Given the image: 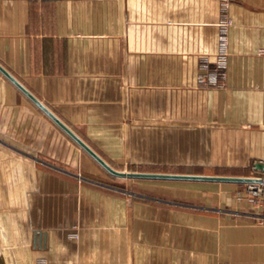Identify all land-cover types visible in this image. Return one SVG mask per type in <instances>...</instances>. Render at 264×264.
I'll use <instances>...</instances> for the list:
<instances>
[{
	"label": "crops",
	"instance_id": "crops-1",
	"mask_svg": "<svg viewBox=\"0 0 264 264\" xmlns=\"http://www.w3.org/2000/svg\"><path fill=\"white\" fill-rule=\"evenodd\" d=\"M229 14L219 86L218 0H0V65L113 168L251 176L264 0ZM245 184L115 175L0 72V264H264Z\"/></svg>",
	"mask_w": 264,
	"mask_h": 264
},
{
	"label": "built area",
	"instance_id": "built-area-1",
	"mask_svg": "<svg viewBox=\"0 0 264 264\" xmlns=\"http://www.w3.org/2000/svg\"><path fill=\"white\" fill-rule=\"evenodd\" d=\"M233 1L218 0L217 49L212 59L206 54L199 57V71L196 75V83L198 85L219 86L225 78L228 56V29L232 23L229 6ZM258 53L264 54V45L258 48ZM262 163L263 165L258 168V172L251 175L259 179L246 182L245 195L253 205L264 208V161Z\"/></svg>",
	"mask_w": 264,
	"mask_h": 264
},
{
	"label": "water",
	"instance_id": "water-1",
	"mask_svg": "<svg viewBox=\"0 0 264 264\" xmlns=\"http://www.w3.org/2000/svg\"><path fill=\"white\" fill-rule=\"evenodd\" d=\"M0 72L6 76L23 94H25L42 112L48 115L56 122L70 137H72L82 148H84L97 162H99L109 172L120 176L136 177H156V178H182V179H214V180H233V181H253L259 178L254 176H236V175H209V174H190V173H173L159 171H136V170H119L109 165L97 152H95L83 139H81L69 126H67L59 117H57L48 107L41 103L32 95L20 82H18L9 72L0 65ZM262 162L257 166L261 168Z\"/></svg>",
	"mask_w": 264,
	"mask_h": 264
},
{
	"label": "rangeland",
	"instance_id": "rangeland-1",
	"mask_svg": "<svg viewBox=\"0 0 264 264\" xmlns=\"http://www.w3.org/2000/svg\"><path fill=\"white\" fill-rule=\"evenodd\" d=\"M143 169V167H145V169H170L169 167L167 166H161V165H155V164H145L143 166H139ZM147 167V168H146ZM125 181H130V182H133L131 179H123Z\"/></svg>",
	"mask_w": 264,
	"mask_h": 264
}]
</instances>
